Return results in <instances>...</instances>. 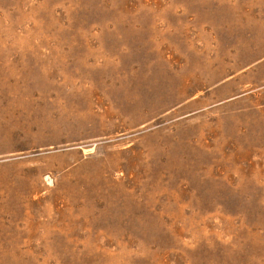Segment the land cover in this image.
<instances>
[{"label":"rangeland","instance_id":"374dc122","mask_svg":"<svg viewBox=\"0 0 264 264\" xmlns=\"http://www.w3.org/2000/svg\"><path fill=\"white\" fill-rule=\"evenodd\" d=\"M0 264H264V0H0Z\"/></svg>","mask_w":264,"mask_h":264}]
</instances>
